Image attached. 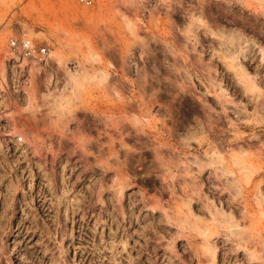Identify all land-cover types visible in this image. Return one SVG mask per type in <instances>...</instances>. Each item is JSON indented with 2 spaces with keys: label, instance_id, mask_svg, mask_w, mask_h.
Masks as SVG:
<instances>
[{
  "label": "rangeland",
  "instance_id": "1",
  "mask_svg": "<svg viewBox=\"0 0 264 264\" xmlns=\"http://www.w3.org/2000/svg\"><path fill=\"white\" fill-rule=\"evenodd\" d=\"M91 1L0 0V264H264V0Z\"/></svg>",
  "mask_w": 264,
  "mask_h": 264
},
{
  "label": "built area",
  "instance_id": "2",
  "mask_svg": "<svg viewBox=\"0 0 264 264\" xmlns=\"http://www.w3.org/2000/svg\"><path fill=\"white\" fill-rule=\"evenodd\" d=\"M85 5L92 4L91 0H81ZM8 54L11 60H40L49 54L47 47L35 43L33 40L24 38H11L8 43ZM17 142L21 143L23 137H16Z\"/></svg>",
  "mask_w": 264,
  "mask_h": 264
},
{
  "label": "bare ground",
  "instance_id": "3",
  "mask_svg": "<svg viewBox=\"0 0 264 264\" xmlns=\"http://www.w3.org/2000/svg\"><path fill=\"white\" fill-rule=\"evenodd\" d=\"M32 4H33V3H32ZM31 6H32V5H31ZM0 100H1V97H0ZM3 103H4V102L1 100V101H0V107L3 106ZM1 108H2V107H1ZM125 108H126V107H125ZM127 108H128V107H127ZM123 109H124V108H123ZM124 111H125V110H124ZM116 112H117V111H116ZM123 114H124V113H123ZM121 116H122V115H121ZM124 116H125V115H124ZM122 117H123V116H122ZM124 118H125V117H124ZM262 121H263V119H262ZM263 122H264V121H263ZM263 122H262V123H263ZM1 124H2V123H1V119H0V126H1ZM186 132H187V131H186ZM189 135H190V134H189ZM190 167H191V166H190ZM188 168H189V167H188Z\"/></svg>",
  "mask_w": 264,
  "mask_h": 264
}]
</instances>
